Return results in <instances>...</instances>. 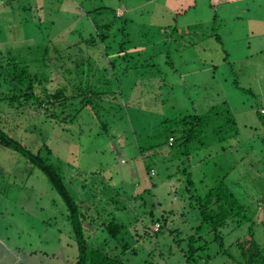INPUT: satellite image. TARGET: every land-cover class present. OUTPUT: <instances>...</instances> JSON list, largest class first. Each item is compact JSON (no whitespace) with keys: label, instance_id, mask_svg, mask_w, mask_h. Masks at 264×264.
<instances>
[{"label":"rangeland","instance_id":"rangeland-1","mask_svg":"<svg viewBox=\"0 0 264 264\" xmlns=\"http://www.w3.org/2000/svg\"><path fill=\"white\" fill-rule=\"evenodd\" d=\"M95 25L109 32L105 45L112 51H121V46L128 50L127 59H118L129 64L131 72L117 80L125 91L123 98L110 94L99 100L89 94L100 117L86 109L66 124L55 123L45 107L19 109L3 103L0 126L5 133L33 153L51 148L54 164L62 163L65 182L76 187L79 196L94 195L91 201L84 198L83 207L103 205L111 194L104 189L108 186L120 189V204L103 206L106 213L116 211L120 222L128 225L123 237L131 247L125 259L132 264H188L187 238L198 221L189 210V198H180L181 189L172 191L173 182L183 175L167 176L188 167L200 190V181L206 187L213 185L215 174H229L242 185L233 189L239 199L253 202L256 238L264 246V121L257 115V108L264 105V0H0V61L6 66L9 58L20 59L32 73L42 72L40 57L48 46L55 49L52 42L60 53L52 51L46 88L53 91L68 84L73 90L72 75L67 79L60 67L66 59H60L59 66L56 59L67 57L69 49H65L80 42L81 35H97ZM175 26L180 33L171 36ZM81 47L87 48L79 46L78 53L88 55V49L81 53ZM103 49L96 45L101 62L111 68L118 55L104 58ZM74 64L69 65L72 71ZM118 71L122 73L118 68L115 74ZM1 84L0 92H6ZM81 100L74 99L67 114L79 110ZM225 104L230 105L237 127H226L225 116L212 114L207 124L202 123L206 134L190 146V158L183 144L172 150L152 148L153 135L160 134L159 143L166 141L172 128L168 119L207 116ZM112 106L116 109L110 111ZM99 122L108 124L109 131H101ZM146 165L155 173L148 175ZM31 166L19 153L0 146V264H76L78 249L69 234L65 202L47 176ZM138 194H144L146 205L135 200ZM163 213L169 215L170 225L158 236L163 223L150 226ZM235 227L223 232L226 248L232 247L234 255L249 225L243 231ZM178 231L184 239L182 247L175 242ZM106 238L97 232L91 240L101 243ZM115 244L110 240L106 245ZM216 251L219 247L214 245L201 255L215 256ZM227 257L202 259L199 264H232Z\"/></svg>","mask_w":264,"mask_h":264},{"label":"trees","instance_id":"trees-1","mask_svg":"<svg viewBox=\"0 0 264 264\" xmlns=\"http://www.w3.org/2000/svg\"><path fill=\"white\" fill-rule=\"evenodd\" d=\"M95 12H97V10ZM124 16L125 15H122L118 18L121 19L124 18ZM213 18L214 21H217L218 17L215 16ZM124 26H127V21L124 22ZM94 28L97 31V35L91 34L89 37H84L80 34L81 41L73 44L74 46L71 45L65 49H69V55L63 58L57 57L56 59L58 63L57 66H59L60 59H66L60 67H64V74L68 76L67 79L72 75L71 77H73L74 81L72 82V87L73 90L75 89L74 91L68 84H62L53 91L46 88V84H49L50 82L48 69L51 68L49 59L52 55V51L53 53L54 51L60 53V50L57 51L58 46H55L52 42H50V44H53L55 49L51 50L50 46H48L46 52L40 57L43 60V62L41 61V63H43L42 72H37L36 74L32 73L29 66L20 59L17 61L14 58H9L5 61L6 66H3L0 61V81L6 85L5 88L7 89L6 92H0V115L3 111V108H1V104L3 103H6L9 108L19 109L35 105L39 109L45 107L44 109L49 113L48 117L54 119L55 123L66 124L71 123L74 119H77L86 109H90V111L92 110L95 113L94 116H97V111L92 106L89 94L94 95L96 98H99V100L107 99V97L109 98L110 96L108 95L110 94L120 95L123 98V93H125V91L122 90V84H120L117 80L122 76L130 75L131 72L126 67L129 64H125L123 61L119 62L118 59H127L128 56L126 52L128 50L121 46V51H112L110 46L105 45L109 38V32L105 29L100 30L98 25H95ZM122 30L127 31L126 28H123ZM179 33L180 29L178 26L171 27V36ZM216 37L221 39L219 34H216ZM98 43L104 46V58L110 56L111 54L118 55L115 59L116 62L111 63V68L109 65H105L104 62H101V52H96V45ZM81 45L87 47L86 49L88 50L86 53L88 55L84 56L78 53L80 52L78 47ZM81 49V53L86 50H83L82 47ZM65 50L62 52L65 53ZM91 52H96V55H92ZM124 54L126 55L121 57ZM132 54L133 53H129L130 56ZM72 62H74V66H76V68H73V71L70 70L72 69V66L69 67ZM115 64L117 68L115 67ZM118 68L122 69V73L118 71L119 74L117 75L114 70ZM112 72L114 73L112 74ZM110 74H112V78ZM149 74L147 73L146 75ZM156 75L157 74H154L152 77ZM3 78L4 80H2ZM1 82L0 89L3 88ZM161 85L162 84H159V87ZM161 89L162 87L159 88V91H161ZM78 96L80 98L82 97L81 102H79L82 107L79 110L74 108L71 114H67L68 110L75 105L72 102L74 99L76 100ZM261 107L264 108V105L262 104L259 108H257V115L264 121V113H261L260 110L258 111ZM113 109H116L115 106H112L109 110L112 111ZM220 109H222V112L225 109V113L223 112L224 114H221L222 112H220ZM218 112L221 116H218ZM215 113L218 117H226L225 124H229L226 127H231V124L237 127L230 105L225 104L220 108L214 107L211 113L207 116L188 115L180 119H168L167 123L172 128L167 131L166 141L164 143H159L160 139L158 140V138H162L159 136L160 134L153 135V138L156 141H154L155 145L152 148L159 149L166 146L172 150L173 148H176L178 144H183L182 146L185 148L184 153L186 157L190 158V156L193 155L192 151H189L190 146L196 144L197 140L203 138L202 135L204 136L206 134L204 130H201V127L204 128L202 123L205 121V124H207L208 118ZM101 118H99L100 121ZM98 125L101 127V131H109L110 126H108V124L101 123L100 125L99 122ZM82 127L84 126L82 125ZM3 128L0 126V146L19 153V155L31 163L32 168H37L42 171L49 179L54 190L57 191L65 202L68 212L67 218L70 222L69 234L78 249L76 264H132V262L130 263L129 260L125 259L128 254H130L129 251L131 244H129L130 242L123 237L127 233L129 227L126 223H124V221L120 222L121 219L116 216V211L106 213V208L103 206L115 203H118L119 205L120 202L118 201V197L121 196L120 189L108 186L104 189L108 190L111 194L110 196H107L105 201L102 202L103 205L83 207L82 202L84 201V198L91 201L94 198L92 197L94 195L89 196L88 198L89 192H86L79 196L75 191L76 187L71 188L70 182H65L61 166L62 163L61 165L54 164L55 160L52 156L53 151L51 148L46 146L38 153H33L20 142L14 140V138L5 133ZM223 128L224 127H220V129ZM83 132L84 129L81 130V134ZM100 133L102 132H99V134ZM175 137H177L176 143ZM168 139H173L172 145H170V142H167ZM144 151L145 150H143V152ZM181 153L182 152H180V154ZM146 166L148 175L155 173L154 167L149 165ZM189 169L190 168L188 167L186 169L178 170L176 174L167 175L170 176L169 179L175 178V175L178 174L183 175L182 179L173 182L172 191L175 192V188L179 190L181 189L182 193L180 194V198H189L191 202L189 210L198 221V225L193 228L194 234H190L187 238V263L199 264L202 259L211 261L219 256H228L227 258L231 260L232 264H264V246L261 245L256 238L255 224L253 218L251 217L254 204L250 201L247 204L243 200L239 199L238 191L233 189V186L240 188L242 185L237 184L236 182L234 183L229 174L225 176L215 174L213 177V185L206 187L203 186L204 181H200V190L198 186H196V182L193 178L194 175L189 171ZM156 186L157 185L155 184L154 187ZM204 189L205 191H203ZM201 191L204 194H201ZM113 192L115 193L114 196H112ZM144 194H138L134 198L136 201L141 200L143 205H146L147 201L145 200ZM96 198L93 201H95ZM124 207L125 206L122 208ZM151 214H154L153 211H151ZM159 222H162L163 226H161L158 232H156L158 236L162 233L165 234L166 227L170 225L169 215H165L163 213L160 219L152 222L150 228H153V225ZM235 224V229H241V231L244 230L245 225H249L248 232L236 243V255L232 254L229 250L232 249V247L229 249L226 248V237L223 234L224 230ZM97 232L106 234V243L105 240L101 243L99 239L94 241L91 240L94 233ZM174 232L175 230L171 233L174 235ZM146 233L147 237H149V231ZM179 233L180 232L178 231V236L175 237V242L179 247H182L184 239L180 238ZM209 237L212 238V241L207 240ZM110 240L116 243L112 248H109L106 245L107 243L109 244ZM202 242L204 244L200 245ZM120 243L124 244L121 245ZM214 245L219 247V251H216L215 256H211L209 254L203 257L201 255V253L211 252Z\"/></svg>","mask_w":264,"mask_h":264},{"label":"crops","instance_id":"crops-1","mask_svg":"<svg viewBox=\"0 0 264 264\" xmlns=\"http://www.w3.org/2000/svg\"><path fill=\"white\" fill-rule=\"evenodd\" d=\"M124 13V12H123ZM195 155V154H194ZM150 157H151V155H149ZM191 164L193 165V162L191 161ZM129 172H131L130 170H129ZM1 177V176H0ZM2 187V184H0V188ZM1 190V189H0Z\"/></svg>","mask_w":264,"mask_h":264},{"label":"built area","instance_id":"built-area-1","mask_svg":"<svg viewBox=\"0 0 264 264\" xmlns=\"http://www.w3.org/2000/svg\"><path fill=\"white\" fill-rule=\"evenodd\" d=\"M263 113H264V112H263ZM172 143H173V139L170 140V145H172Z\"/></svg>","mask_w":264,"mask_h":264}]
</instances>
